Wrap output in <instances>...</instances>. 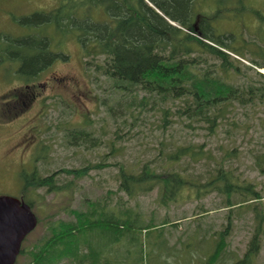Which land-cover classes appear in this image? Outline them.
Segmentation results:
<instances>
[{
    "label": "rangeland",
    "instance_id": "obj_1",
    "mask_svg": "<svg viewBox=\"0 0 264 264\" xmlns=\"http://www.w3.org/2000/svg\"><path fill=\"white\" fill-rule=\"evenodd\" d=\"M217 2L204 0L201 10L209 12L220 34L235 35L239 50L225 51L240 67L238 82L261 81L258 74L264 75V0H243L242 10L239 0ZM59 3L0 0V36L16 38L31 33L20 21L39 11L49 12ZM219 8L226 10L221 16L213 15ZM95 18L105 21L108 16L100 11ZM44 34L50 38L53 51L67 57L56 60L36 81L26 83L21 79L17 62L0 64V191L17 189L14 173L18 157L6 160L4 154L12 141H22L23 135L27 137L26 146L34 150V168L39 175L51 176L63 169L84 173H60L57 184L65 188L59 191L31 190L27 198L34 200L39 225L27 238L19 264H34L38 253L59 231L53 233V227L74 220L72 210L87 211L97 202L107 203L110 211L128 209L131 219L140 226L152 224L148 232L136 229L124 240L88 234L86 244L101 252L97 264L101 259L100 264H236L242 260L257 224L256 215L264 214V106H248L230 114L213 137L204 131L185 130L178 121L164 132L159 113L136 108L131 111V99L115 92L111 80L86 64L75 34L63 36L54 26L46 28ZM73 130L90 132L98 138V145L71 147L66 136ZM170 137L182 143L205 142L206 152L211 150L215 155L202 162L183 160L178 170L188 163L186 177L204 185L201 182L206 183L216 169L223 167L241 181L252 183L263 200L239 205L235 204L238 197L230 201L227 194L217 192L197 196L187 189L181 191L177 201L163 203L159 188L128 197L120 189L121 170L138 173L147 164L164 172L167 160L161 152L166 148L161 150L160 142ZM230 151L232 154H227ZM30 156L31 152L26 151L23 157L28 170L33 169V162L27 161ZM217 249L219 255L214 261ZM53 264L91 262L65 258ZM253 264H264V235Z\"/></svg>",
    "mask_w": 264,
    "mask_h": 264
},
{
    "label": "trees",
    "instance_id": "obj_2",
    "mask_svg": "<svg viewBox=\"0 0 264 264\" xmlns=\"http://www.w3.org/2000/svg\"><path fill=\"white\" fill-rule=\"evenodd\" d=\"M203 1L60 0L55 9L36 12L20 21L31 33L16 38L0 36V42H3L0 64L17 62L20 78L26 83L36 81L56 60L67 57L53 51L50 38L44 34L46 28L54 26L63 36L75 34L86 64L111 80L115 92L131 99V111L136 108L159 113L164 132L174 128L178 121L185 130L204 131L213 137L229 120L230 114L248 106H264V75L258 74L261 81L238 82L242 74L240 67L225 51L229 48L239 50L235 47L237 39L232 33L218 32L209 12L201 10ZM242 1L239 0L241 10ZM214 2L218 4L217 0ZM225 10L219 8L213 15L221 16ZM100 11L107 14V20L95 18ZM109 109L114 113L111 107ZM66 138L73 148L83 145L88 148V143L95 147L99 141L86 130H73ZM160 145L161 150L166 148L161 152L167 160L164 172L159 173L158 169L147 164L138 173L121 170L120 189L128 197L134 198L159 188L163 203L177 201L181 191L187 189L197 196L203 192H217L227 194L230 201L232 197H238L239 202L235 204L239 205L263 200L252 183L241 181L235 173L223 167L216 169L206 183L201 182L204 185L184 175L188 163L182 172L179 171L187 158L202 162L215 157L211 150L206 152L208 144L205 142L182 143L170 137ZM32 171L25 173L24 186L31 185L32 190L48 188V191L65 188L57 184L61 181L60 173H84V170L63 169L44 177L35 168ZM67 184L70 186L71 182ZM108 207L105 202H97L87 211L72 210L74 220L53 227V233L55 229L59 231L38 253L34 264H53L65 258L97 264L101 252H95L86 244L88 234L124 240L136 229L151 230L152 224L140 226L132 220L128 209L115 212L107 210ZM256 218L257 224L245 257L236 264H253L260 252L264 214H258ZM87 248H90L89 252ZM217 250L213 254L214 261L219 255Z\"/></svg>",
    "mask_w": 264,
    "mask_h": 264
},
{
    "label": "water",
    "instance_id": "obj_3",
    "mask_svg": "<svg viewBox=\"0 0 264 264\" xmlns=\"http://www.w3.org/2000/svg\"><path fill=\"white\" fill-rule=\"evenodd\" d=\"M19 204L15 198L0 196V264L15 263L23 240L38 224L30 206Z\"/></svg>",
    "mask_w": 264,
    "mask_h": 264
},
{
    "label": "flooded vegetation",
    "instance_id": "obj_4",
    "mask_svg": "<svg viewBox=\"0 0 264 264\" xmlns=\"http://www.w3.org/2000/svg\"><path fill=\"white\" fill-rule=\"evenodd\" d=\"M54 79H56V78H54ZM21 140L22 141H20V139L13 140L12 141L13 144L9 145L8 149L6 150V152L4 154V158L6 160H9V159L14 160V159H16V157H18V169L14 173L15 179L17 180V189L15 191L1 190L0 196H9V197H12V198L19 200L20 207L24 204H28L31 207L32 212L35 214L34 200H32V202L30 204V200L27 198L28 195L30 194L31 190H32V189H30V188H32V186L31 185L24 186V176L26 175L25 173L30 174L33 172L32 170H34V161H35L34 150H33L32 146H30V145L26 146V144H25V141L27 140L26 135H23ZM29 143H32V141ZM34 144L36 146V145H38V142H36ZM26 151L31 152V156L28 158L27 161L33 162V164H32L33 169H29V170L27 169L25 159L23 158ZM32 193H34V191H32ZM35 230L36 229H34L31 233H29V235H27L25 240H23L21 250H20V254L17 256L14 264H19V259L21 258L22 254L24 252V249H23L24 244H25L27 238H29L30 235L33 234Z\"/></svg>",
    "mask_w": 264,
    "mask_h": 264
}]
</instances>
